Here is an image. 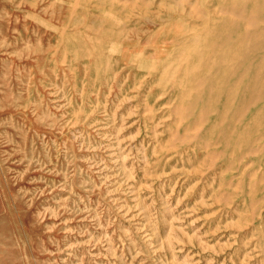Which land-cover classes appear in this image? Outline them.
Returning <instances> with one entry per match:
<instances>
[{
    "label": "rangeland",
    "instance_id": "1",
    "mask_svg": "<svg viewBox=\"0 0 264 264\" xmlns=\"http://www.w3.org/2000/svg\"><path fill=\"white\" fill-rule=\"evenodd\" d=\"M262 28L264 0H0V264H264Z\"/></svg>",
    "mask_w": 264,
    "mask_h": 264
},
{
    "label": "bare ground",
    "instance_id": "2",
    "mask_svg": "<svg viewBox=\"0 0 264 264\" xmlns=\"http://www.w3.org/2000/svg\"><path fill=\"white\" fill-rule=\"evenodd\" d=\"M198 11H200V10H198ZM203 11V10H202ZM225 12V11H224ZM227 14L228 15H226V18H230V20H231V22L230 23H235L237 20H241V19H243V18H245L244 20H245V24L246 25H248L247 26V28H246V31H247V35L250 33V31H251V29H252V27L255 25V23H256V21H254L255 20V18H247L246 16H245V14H244V10H237L236 8H228L227 9ZM198 14V13H197ZM223 14V13H222ZM70 18H73V16H70ZM72 20H74V18L72 19ZM264 33V28H262V30L260 31V34H263ZM245 38H247V36H245ZM212 39V43L214 44V45H216V43L215 42H217V39L216 38H211ZM204 43V42H203ZM236 45H237V42L235 43V44H233L232 46L235 48V49H233V51L232 52H234L235 50H237V48H236ZM213 76H218V73L217 74H214ZM248 78V75H245L244 76V78ZM220 78H222L221 76H220ZM225 80V79H224ZM242 85H243V80H242ZM241 85V89H244L246 92H248L249 91V79H246V84H245V86H242ZM231 102V101H230ZM210 102H208V104H209ZM214 103V102H213ZM223 106V105H222ZM194 125V124H193ZM233 147V146H232ZM214 153V152H213ZM232 153V152H231ZM222 154V153H221ZM212 155V154H211ZM213 156V155H212ZM211 159V158H210ZM212 161V160H211ZM254 208V207H253Z\"/></svg>",
    "mask_w": 264,
    "mask_h": 264
}]
</instances>
